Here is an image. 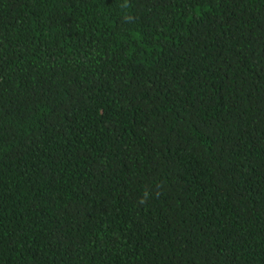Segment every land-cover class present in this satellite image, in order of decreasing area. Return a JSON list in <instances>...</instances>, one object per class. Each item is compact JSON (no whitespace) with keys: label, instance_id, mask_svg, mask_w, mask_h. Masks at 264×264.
Segmentation results:
<instances>
[{"label":"trees","instance_id":"trees-1","mask_svg":"<svg viewBox=\"0 0 264 264\" xmlns=\"http://www.w3.org/2000/svg\"><path fill=\"white\" fill-rule=\"evenodd\" d=\"M0 264H264V0H0Z\"/></svg>","mask_w":264,"mask_h":264},{"label":"clouds","instance_id":"clouds-1","mask_svg":"<svg viewBox=\"0 0 264 264\" xmlns=\"http://www.w3.org/2000/svg\"><path fill=\"white\" fill-rule=\"evenodd\" d=\"M141 203H143V201H141Z\"/></svg>","mask_w":264,"mask_h":264}]
</instances>
